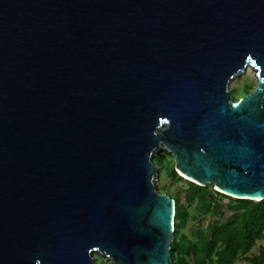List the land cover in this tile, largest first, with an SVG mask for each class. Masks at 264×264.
I'll return each mask as SVG.
<instances>
[{
    "label": "water",
    "instance_id": "1",
    "mask_svg": "<svg viewBox=\"0 0 264 264\" xmlns=\"http://www.w3.org/2000/svg\"><path fill=\"white\" fill-rule=\"evenodd\" d=\"M161 148L264 197V0H0V264H173Z\"/></svg>",
    "mask_w": 264,
    "mask_h": 264
},
{
    "label": "trees",
    "instance_id": "2",
    "mask_svg": "<svg viewBox=\"0 0 264 264\" xmlns=\"http://www.w3.org/2000/svg\"><path fill=\"white\" fill-rule=\"evenodd\" d=\"M246 94L249 93L247 90ZM236 101V100H235ZM163 152L152 156L159 165L166 164L170 183L185 182L173 194L174 238L170 245L173 264H235L237 261L249 264H264V246L251 252L257 241L264 238V197L259 200L235 198L212 189V185H199L187 180L175 171L174 164ZM169 185L159 187V192L167 191ZM227 197L229 203L224 210H218L211 199V193ZM189 219L191 235L183 229Z\"/></svg>",
    "mask_w": 264,
    "mask_h": 264
},
{
    "label": "rangeland",
    "instance_id": "3",
    "mask_svg": "<svg viewBox=\"0 0 264 264\" xmlns=\"http://www.w3.org/2000/svg\"><path fill=\"white\" fill-rule=\"evenodd\" d=\"M254 74H255V72L252 71L247 66L245 68V70L243 71V73L239 77L233 78L232 81H229L228 88L231 91V97H232L233 101L238 100L240 97L244 96L246 94L245 90L250 92L252 89H254L256 87L258 80L256 78V75H254ZM164 150H165L164 148H161L160 152L164 153ZM165 153H166L165 154L166 158L174 164L173 155L170 152H168L167 150H165ZM155 154H156L155 152L152 153L151 159H152V156ZM154 165L156 166V176L154 177L153 183L155 184L156 189L158 191H159V187H161L164 184H167V185H169V187H168L167 191H163V192L167 193L169 195V194H173L175 192L177 185L183 186V187L186 186L185 182H179V183H173V184L170 183V178H168V176H167L165 162L159 165V163L156 160H154ZM175 171L179 175L184 177L185 179L194 181L193 179H190V177L183 175L176 168H175ZM211 187L214 191H218L220 193H224V194L228 195L226 192L222 191L221 189H219L216 186L212 185ZM210 197L213 200V202L215 203L217 209L218 210H224L225 211L224 216L227 215V213H226L227 205L230 202L231 203H234V202L230 201L227 197L220 196L218 194H215L214 192L211 193ZM193 225H194L193 220L189 219L187 226L183 229V232L188 236L191 235L190 230H191V226H193ZM174 236L175 235L173 233V238H174ZM259 246H264V238L257 241L256 245L252 248L251 252H253V253L257 252ZM91 256L96 262L103 263V264H111L110 260L105 255H102L99 252L93 251L91 253ZM235 264H249V263L243 262V261H237Z\"/></svg>",
    "mask_w": 264,
    "mask_h": 264
},
{
    "label": "bare ground",
    "instance_id": "4",
    "mask_svg": "<svg viewBox=\"0 0 264 264\" xmlns=\"http://www.w3.org/2000/svg\"><path fill=\"white\" fill-rule=\"evenodd\" d=\"M186 176V175H185ZM190 179H192V178H190Z\"/></svg>",
    "mask_w": 264,
    "mask_h": 264
}]
</instances>
